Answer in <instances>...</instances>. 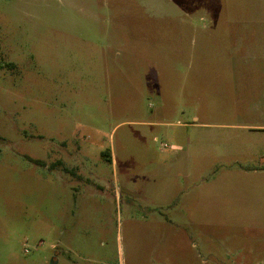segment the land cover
<instances>
[{
	"label": "rangeland",
	"instance_id": "rangeland-1",
	"mask_svg": "<svg viewBox=\"0 0 264 264\" xmlns=\"http://www.w3.org/2000/svg\"><path fill=\"white\" fill-rule=\"evenodd\" d=\"M0 264H264V0H0Z\"/></svg>",
	"mask_w": 264,
	"mask_h": 264
},
{
	"label": "trees",
	"instance_id": "trees-1",
	"mask_svg": "<svg viewBox=\"0 0 264 264\" xmlns=\"http://www.w3.org/2000/svg\"><path fill=\"white\" fill-rule=\"evenodd\" d=\"M30 160H31L32 162H34V163H37V164H42V163H44V162H42V161H40V160H33V159H31V158H30Z\"/></svg>",
	"mask_w": 264,
	"mask_h": 264
}]
</instances>
